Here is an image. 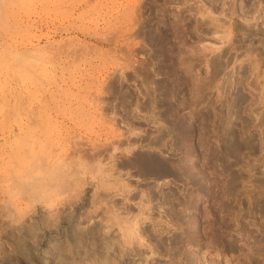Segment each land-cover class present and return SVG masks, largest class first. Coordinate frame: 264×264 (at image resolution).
<instances>
[{"label":"rangeland","instance_id":"1","mask_svg":"<svg viewBox=\"0 0 264 264\" xmlns=\"http://www.w3.org/2000/svg\"><path fill=\"white\" fill-rule=\"evenodd\" d=\"M137 2L0 0V264H264V0Z\"/></svg>","mask_w":264,"mask_h":264},{"label":"bare ground","instance_id":"2","mask_svg":"<svg viewBox=\"0 0 264 264\" xmlns=\"http://www.w3.org/2000/svg\"><path fill=\"white\" fill-rule=\"evenodd\" d=\"M138 0H136V3H138L137 2ZM133 28V27H132ZM131 28V29H132ZM131 29H129V30H131ZM128 30V31H129ZM133 30V29H132ZM50 43H52V42H50ZM41 55H43V54H41ZM24 57H26V56H24ZM40 64H42V62H40ZM66 70H67V68H66ZM102 86V85H101ZM98 88V87H97ZM97 88H96V90H97ZM101 87H99L98 89L99 90H101L100 89ZM98 90V91H99ZM98 93V92H97ZM99 94H100V92H99ZM99 105L98 104H96V106H95V108L96 109H94V110H97L98 112H99V114H100V117L102 116V114H101V112H100V107H98ZM108 127H110L109 129H112L111 131H113V128H112V125H110V126H108ZM114 136V135H113ZM118 136L119 137H121V135L120 134H118ZM140 161V163L139 164H141V162H142V165H143V167L144 168H146L147 170H160L161 172H163L162 170H164V166L163 165H161V164H159V163H157L156 161H154V160H152V159H149V158H142V159H140L139 160ZM143 168V169H144ZM166 168V167H165ZM146 170V171H147ZM164 173V172H163ZM138 226V225H137ZM136 226V228L135 229H137L138 230V227Z\"/></svg>","mask_w":264,"mask_h":264}]
</instances>
